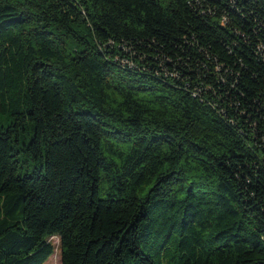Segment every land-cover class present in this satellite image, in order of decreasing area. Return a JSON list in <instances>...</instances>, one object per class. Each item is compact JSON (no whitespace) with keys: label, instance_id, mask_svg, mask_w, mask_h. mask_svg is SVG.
I'll return each instance as SVG.
<instances>
[{"label":"trees","instance_id":"trees-1","mask_svg":"<svg viewBox=\"0 0 264 264\" xmlns=\"http://www.w3.org/2000/svg\"><path fill=\"white\" fill-rule=\"evenodd\" d=\"M264 264V0H0V264Z\"/></svg>","mask_w":264,"mask_h":264},{"label":"rangeland","instance_id":"rangeland-1","mask_svg":"<svg viewBox=\"0 0 264 264\" xmlns=\"http://www.w3.org/2000/svg\"><path fill=\"white\" fill-rule=\"evenodd\" d=\"M52 242L55 246V254L45 264H61V251L58 238H53Z\"/></svg>","mask_w":264,"mask_h":264}]
</instances>
